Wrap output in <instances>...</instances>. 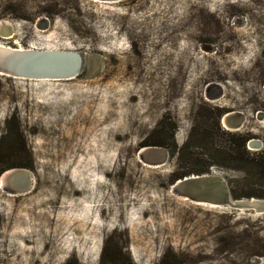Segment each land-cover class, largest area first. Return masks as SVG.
Returning <instances> with one entry per match:
<instances>
[{"label": "rangeland", "instance_id": "1", "mask_svg": "<svg viewBox=\"0 0 264 264\" xmlns=\"http://www.w3.org/2000/svg\"><path fill=\"white\" fill-rule=\"evenodd\" d=\"M241 3L264 7V0H0V20L12 25L0 44L82 57L70 79L0 75V172L24 168L6 162H29L34 177L25 193L0 187V264H98L103 248L134 264H264V213L170 191L174 174L192 169L179 158L185 150H172L174 140L202 161L211 145L224 147L209 172L238 194L264 198V73L247 70L264 18L239 21L258 12L233 5ZM223 4L236 9L228 25L240 39L217 54L215 43L228 38L212 12ZM40 17L45 30L34 25ZM209 19L211 36L194 38ZM241 62V74H228ZM225 111L245 115L237 129L221 126ZM8 128L17 133L6 139ZM242 137L257 140L245 144L248 157L236 151ZM153 142L168 146L159 166L137 156Z\"/></svg>", "mask_w": 264, "mask_h": 264}, {"label": "water", "instance_id": "2", "mask_svg": "<svg viewBox=\"0 0 264 264\" xmlns=\"http://www.w3.org/2000/svg\"><path fill=\"white\" fill-rule=\"evenodd\" d=\"M116 1V0H101ZM36 28L47 29L48 19L40 17ZM12 33V25L0 20V34ZM82 57L78 52L69 50H42L32 48H13L0 44V75L7 77L64 79L73 78L80 70ZM235 113V112H231ZM227 117L225 116L224 119ZM139 160L149 166H159L168 157L166 148L157 145H145L138 149ZM209 173L188 174L175 179L170 191L179 197L195 203L224 206L233 210H251L264 213V198L231 197L229 186L224 177L210 170ZM31 171L25 168H10L0 174V187L9 194L25 193L30 190ZM23 179L24 187L14 188L11 184Z\"/></svg>", "mask_w": 264, "mask_h": 264}, {"label": "trees", "instance_id": "3", "mask_svg": "<svg viewBox=\"0 0 264 264\" xmlns=\"http://www.w3.org/2000/svg\"><path fill=\"white\" fill-rule=\"evenodd\" d=\"M255 1H259V0H255ZM233 5H235V7H242L243 8L244 6L246 7L249 4L241 3V4H238V5L237 4H233ZM198 7H200V6H198ZM251 8H255L257 10L256 7H252L250 5L248 6V9H246V10L247 11H251ZM200 9H202V8H200ZM232 10H236V9L234 8ZM232 10L231 9L230 10L227 9L226 8V4H223L222 7L221 6L216 7L215 10L212 12L215 22H218L219 26H221V27H223L225 29L224 33L226 35V38H228V39H226L227 42L222 44L221 46L218 43H215V53H217V54L221 53V52H223V51H225L227 49H228L227 51H230V50L233 51L238 46L237 43L239 42L240 36L236 33V31L234 29H232V27H229V25H228V17L230 15V13L232 12ZM244 16L246 17V19L239 18L238 20L246 22L247 25L251 24L252 23L251 22L252 21L251 18L254 19V20L257 17H259V16H262V18H264V7H262L260 9V11L255 12V14L252 17L249 14V12H247V15L244 14ZM247 18H249V19L247 20ZM209 20H210V24H211L212 20L211 19H209ZM256 22L259 23L257 28H256V30L260 31V29H261V32L259 33L260 34V36H259L260 41L257 44L256 49H255V51L252 54L253 56H251L250 59H249L251 61V64L247 68V70H250V69L254 70L256 68L259 72L261 70V72H260V74H261L262 72L264 73V60L263 61L261 60V55H263V57H264V19H262L261 21L260 20L256 21ZM197 26H200V28L198 27L199 28V33L194 34L193 35L194 38L198 36V40H199L201 35H203V34H208V35L211 36V34L213 32V30H212L213 23L208 28H205L203 26V24L201 23V20H200L198 22ZM245 26H246V24H245ZM190 33L193 34L195 32H190ZM232 55L233 54H231L230 57L227 55V58H229V62L228 63L232 62L230 60V58H232ZM235 65H236V67L239 66L240 69H237L236 67L235 68L229 67L227 72L231 76H233V75L238 76L239 74H241L242 70H245L244 67H242V66L246 65L245 62L237 63ZM252 95L253 94H251V96ZM213 126H217L218 127V125L216 123H214ZM16 131H17L16 128H13V129L8 128V130H6L5 135H4L3 138L7 139L10 134H13V136H14V133H17ZM234 137H236L235 140H237L238 137L237 136H234ZM234 137H231V138L234 139ZM17 139H18V135H17ZM212 140H213V138L211 137L209 139V141H211V142H209V143H212ZM153 143L157 144V145H162V146L164 145L165 146V143H163V142H153ZM172 145H173L172 146V148H173L172 150H175L177 148L175 143H173ZM184 146L185 147L183 149L182 148L181 149L185 150V152L179 158H180V160L182 158L184 164H190L189 166L192 167V169L185 170L186 168H188V167H186L184 169L185 171L182 170L179 173H175L174 176H173L174 178H180L181 176L187 175L189 173H194V174L209 173L208 166H209V163H211V162H208V161H214L213 157L222 158L221 155L225 154L224 150H220V149H222L224 147H221V146L220 147H215V146L211 145L209 147L208 158H205V160H207V161H202L201 158H198V155L195 152L188 151V148L186 147L187 144H185ZM235 147H236V151L238 150L242 154H244V155H246L248 157L249 152L245 148V143H244V138L243 137H242V139H239V142L238 141L235 142ZM21 150H24V145L22 146V144H21ZM236 153H238V152H236ZM234 158L235 159H239L237 157H234ZM2 162H4V161H2ZM7 165H11L12 167L13 166H19V167H24V168H31L29 162H22V163H8V162H6L4 164V166H7ZM8 168H10V167H8ZM262 173H263V177H264V170L262 171ZM246 174H248V175L250 174V175L254 176V171L246 172ZM226 181H227V179H226ZM227 184L229 186L230 194L235 199H238V198H241V197L257 196V194H254L253 192L252 193H245V194H238L234 190L233 185H231V181L228 180ZM98 264H134V263L132 262V260L129 257L123 256L121 250L118 249V248H113V249L109 250V252L105 248H103Z\"/></svg>", "mask_w": 264, "mask_h": 264}, {"label": "flooded vegetation", "instance_id": "4", "mask_svg": "<svg viewBox=\"0 0 264 264\" xmlns=\"http://www.w3.org/2000/svg\"><path fill=\"white\" fill-rule=\"evenodd\" d=\"M239 113V114H238ZM225 115H226V119L228 120L229 118H231L232 116L234 117L235 115L237 116V120L238 121H241V122H243V119H244V115H243V113H241L240 111H237V113L235 112L234 114L233 113H231V111L230 112H228V111H225V112H223L221 115H220V123H221V126L224 128V129H227L226 128V126L223 124V120H222V118H224L225 117ZM232 115V116H231ZM241 115V116H240ZM238 117L239 118H241V120H239L238 119ZM227 123H229V122H227ZM242 124V123H241ZM218 125V124H217ZM244 138V143L246 144V146H248L249 144H251V145H254V146H256L257 145V140H254V139H252V138H245V137H243ZM165 143V142H164ZM173 143H175L174 142V140H172L170 143H169V145H172ZM186 144V142H184V143H182V144H180L179 146H177V150H178V152H180V149L182 148H184V145ZM153 145H157V144H153ZM145 146V145H144ZM157 146H162V145H157ZM162 147H164V148H166V147H168L167 146V143H165V146L163 145ZM249 148V147H248ZM168 151V150H167ZM199 158V157H198ZM202 159V158H201ZM240 159V158H239ZM209 162H214V161H209ZM209 165H210V163H209ZM209 167V166H208ZM209 169V168H208ZM6 169H4V170H2L1 172H0V174L1 173H3L4 171H5ZM211 170V169H210ZM184 176V175H183ZM182 177V176H181Z\"/></svg>", "mask_w": 264, "mask_h": 264}, {"label": "bare ground", "instance_id": "5", "mask_svg": "<svg viewBox=\"0 0 264 264\" xmlns=\"http://www.w3.org/2000/svg\"><path fill=\"white\" fill-rule=\"evenodd\" d=\"M6 22H7V24H9L8 23V21L6 20ZM37 29H39V30H45V29H41V28H37ZM38 30V31H39ZM4 34H6V37H8V36H10V33H4ZM18 43V42H17ZM208 46V45H207ZM209 47V46H208ZM207 47V48H208ZM20 48V47H19ZM28 48H32V49H34L35 47H28ZM212 48V47H211ZM38 49H41V48H38ZM42 50H53V49H46V48H44V49H42ZM208 50V49H207ZM207 52V51H206ZM37 79H48V78H37ZM64 79H70V78H64ZM216 83V82H215ZM215 88H217L216 86H215ZM223 92V91H222ZM221 94V93H220ZM220 96V95H219ZM210 98H212V97H210ZM209 100V99H208ZM211 100V99H210ZM232 111V110H231ZM233 111H235V110H233ZM229 112V111H228ZM236 113H237V111H236ZM242 113V112H241ZM239 114V113H238ZM226 116V115H225ZM232 116V115H231ZM241 116V115H240ZM245 116V115H244ZM222 122H223V124L226 126V128L227 129H237V124L235 123V122H237L238 120H237V116L235 115L234 117L232 116L231 118H229L228 120L227 119H224V118H222ZM227 122H229V123H227ZM241 122V121H240ZM242 123V122H241ZM141 148V147H140ZM144 164V163H143ZM149 166V165H148ZM10 169V168H9ZM26 170H28V169H26ZM212 171H214V170H212ZM32 174V173H31ZM31 179H32V182H31V186L30 187H32V184H33V180H34V177H33V175H32V177H31ZM23 180V179H22ZM0 185H1V181H0ZM24 185H25V181L23 180L22 181V187H24ZM29 191V190H28Z\"/></svg>", "mask_w": 264, "mask_h": 264}]
</instances>
